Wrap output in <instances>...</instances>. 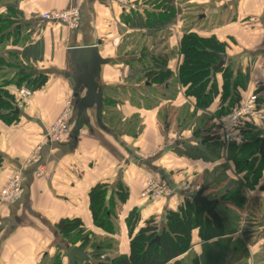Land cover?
<instances>
[{"label": "crops", "instance_id": "obj_1", "mask_svg": "<svg viewBox=\"0 0 264 264\" xmlns=\"http://www.w3.org/2000/svg\"><path fill=\"white\" fill-rule=\"evenodd\" d=\"M129 1L136 4L135 10L122 11L115 0H0V16L10 17L15 31L11 36L12 45L3 48L5 45L0 44V56L10 63V68L0 70V75H5L2 82L6 78L18 79V73L30 76L28 80L39 75L47 79L44 87L33 92L28 105L19 110L16 120L10 124L0 121V186L15 172H20L23 179L20 199L11 206L0 207V264H55L56 259L68 264L65 261L68 237L73 234L68 221H78L79 228L90 233L91 238L109 236L114 239L112 254L115 257L129 256L126 220L131 213L136 216L132 235L150 219L160 231L165 227V214L177 212L202 187H207L203 197L215 203L214 210L221 219L224 235L202 241L198 230H192L190 248L177 260L181 264H264L260 256L264 242V193L260 190L263 174L253 190L247 187L243 190L244 200L236 194L230 198L228 195L210 197L209 193L215 189L212 190L209 182L203 184L205 176H212L210 181L215 176L210 169L212 162L209 164L205 159L206 150L214 145L219 154L216 158L228 163L232 173L239 176L241 186L244 184L243 173H236L234 164L227 161L226 151L215 133L214 139L207 141L202 138L204 131L193 129L202 115H207L209 127L216 128L219 118L215 113L219 109L220 96L208 108L199 110L195 108V100L186 96L185 88L178 83L175 98H169L166 92L182 62L179 44L185 33L212 37L224 45L227 64L240 68L247 78L246 88L238 89L240 101L251 91L253 81L264 80V0L168 1L174 15L169 28H175L176 32L169 45L175 47V58L172 60L165 54L173 77L164 85H147L144 80L135 85L120 80L125 78V69L128 70L123 64H128L127 52L130 51L126 47L123 57L117 54L122 42L131 43L139 32L143 36L149 28L145 15L156 16L161 12L158 3L155 7L150 5L151 0ZM160 2L165 5L167 1ZM183 5L195 13L189 18L191 28L186 32L181 29L187 21L181 17ZM69 7H77L80 11L76 30L40 19L41 14ZM199 10L202 13L198 15ZM135 20H141V25L147 29L144 26L135 29ZM166 25L162 28L166 29ZM23 39L28 42L22 44ZM97 42L103 58L119 57L108 69L103 67L101 73V83L107 87L102 120L110 133L94 127L93 132L84 129L72 140L69 133L74 123L73 115L67 138L42 149L40 161L45 174L36 176L37 166L26 165L25 161L41 134L59 115L63 104L72 100L71 89L63 78V73L68 71L66 49ZM159 54L157 44L151 51L131 58L138 57L141 61ZM36 63L39 67H34ZM34 71L36 75H32ZM215 80L220 92V73L215 75ZM11 84L5 89L16 100L18 86ZM154 93L160 95L159 99ZM114 123H120L122 130L114 128ZM148 177L163 180L170 195L156 202L140 199ZM97 184L107 185L111 194L117 185L125 192L123 202L112 195L109 217L114 224L113 233L95 227L92 221L88 194ZM184 185H189V189L184 190ZM251 198L255 203L249 209ZM61 221L65 223L63 230L57 228ZM244 224L253 226L250 228L257 233L256 238L253 236L254 243L246 237L242 239L240 228ZM232 241L238 242L240 247L231 246Z\"/></svg>", "mask_w": 264, "mask_h": 264}, {"label": "trees", "instance_id": "obj_2", "mask_svg": "<svg viewBox=\"0 0 264 264\" xmlns=\"http://www.w3.org/2000/svg\"><path fill=\"white\" fill-rule=\"evenodd\" d=\"M163 3H158L157 7L161 6L158 8L161 12L156 16H153L154 14L145 15L146 22H148L146 24L153 25L152 18L164 23L166 18L173 17L170 13L171 10H167L166 4ZM9 19L10 17L0 16V43L8 40L15 33L13 23ZM214 52H224V45L215 38H202L194 33H185L179 44L182 62L177 69L176 78L177 83L185 88V95L195 100L196 109L205 110L217 96H220L219 109L215 113V116L220 118L227 115L239 103L238 89L246 88L247 78L242 74L240 68L235 69L231 63H226L220 70L212 71V66L218 62ZM150 59V68L143 73L144 83L147 85L166 84L173 77L172 71L168 69V57L158 55L152 56ZM4 61L0 56V70L10 68V65ZM218 73L222 78L220 92L215 80V75ZM27 76L18 73L17 81H14L13 77L0 84V121L10 124L11 121L18 118V114H12V111L17 108L16 103L5 88L10 83L21 86V79ZM45 82V79L36 77L33 80L30 79L29 85H31V89L35 85V89L38 90ZM246 132V141L239 146L230 145L226 149V158L227 161L234 164L236 173H243L244 184L249 188L256 186L261 178V172L264 169V146L260 149V138L256 133H251V129H247ZM256 165H258V175H255ZM260 190L264 193V182ZM108 191L107 185L97 184L90 189L88 199L93 224L110 233L112 222L109 215L112 210V195H117L118 200L123 202L125 192L120 185H117L116 190L108 199L106 195ZM214 206L215 203L201 209L197 204L186 200L177 212L169 211L165 214V227L160 231L150 219L146 222L145 227L139 229L134 235L132 234L136 216L131 213L126 220L130 238L129 256H119L112 260L103 257L96 245H92L91 249L88 247L91 245V234L80 229L78 221H68L71 223V231L73 230L71 243H78V248L82 250L89 248L92 251L88 255L89 262L75 259L74 264H181L177 258L190 248L192 230H198V236L202 241L224 235L221 219L215 212ZM55 264L63 263L56 259Z\"/></svg>", "mask_w": 264, "mask_h": 264}, {"label": "rangeland", "instance_id": "obj_3", "mask_svg": "<svg viewBox=\"0 0 264 264\" xmlns=\"http://www.w3.org/2000/svg\"><path fill=\"white\" fill-rule=\"evenodd\" d=\"M165 1H167L165 3L166 4V9L167 10H171L170 13H171L172 16H174L173 13H172V7L169 6V4H168V1L170 2L172 0H165ZM178 1H183L184 2L185 0H178ZM157 3H159V0H151L150 1V5L152 7H155L157 5ZM134 5H136V4L134 3ZM182 7H183L182 8L183 11H182V16L181 17L182 18H186L187 21L184 22L185 25L182 24L181 29H182L183 32H186L187 30H189L191 28V23L189 24V18L191 17V15H195V13L192 14L190 12V10H188V7L187 6H184L183 5ZM61 11L62 10H60V11H51V12L58 13V12H61ZM199 11H198L199 12L198 15L200 13H202L201 10H199ZM172 18L173 17H169V19L166 18V20H165L164 23L155 21V18H152L151 20H152L153 25L150 26V25L146 24V27L149 26L148 29L144 25H141V20H135L133 22L134 23V26H135V29H140L142 26H144L147 30L143 34V36L145 35V37H143L142 35H140V32H139L137 34V36H135L133 38V41L131 43H130V41L127 42V43L122 42V44H121V50L117 54L120 57H123L124 51H125V48L126 47L127 48L129 47V50L130 51L127 52V56L129 57L128 64L127 65L123 64L124 66H128V70L125 69L126 70V75H125V78H120L121 82L127 83V84H135V85L136 84L143 83L142 82V80H143V73L145 72L146 69L150 68V64H151V61H150L151 59L150 58L151 57L147 56L144 59H142L141 61L139 60L140 62L138 61V57H135V59H133L131 57H132V55H137L138 56L139 53H143V52L144 53H147V52L151 51V48L153 46H155V45L157 46V44H158V51L160 53L159 55L166 56L165 54H167L170 59L174 60V58H175V51H174L175 50V47H171L169 45L170 44L169 43V40L174 39V36L176 35L175 28H169V26L171 24V21L170 20ZM146 23H148V22H146ZM164 24H167L166 25V27H167L166 29H163L162 28L164 26ZM159 28L160 29L162 28V30H160V31L159 30H156V29H159ZM178 29H180V27ZM153 30H156L155 33H150ZM146 34L147 35L150 34L148 38L146 37ZM27 42L28 41H26V39H23L22 40V44L27 43ZM0 44L5 45V46H2L3 48H5L6 46L8 47L9 45H12L13 44V39L10 37V40L8 39V40H6V41H4V42H2ZM23 47H24V45H23ZM224 52H225V49H224ZM106 55H108V54H106ZM118 58L119 57L112 58V59H114L115 62H118V60H119ZM3 60H5L4 62H7L8 61L6 59H3ZM9 60L10 61H13L14 59L13 58H9ZM23 62H24V59H23ZM115 62L113 64H115ZM110 66L111 65L105 66V67L108 69ZM34 67H39V63L34 64ZM27 68H29V67H27ZM4 77H5L4 74H1L0 75V83H2V80L1 79L4 78ZM27 77L26 78L23 77L21 79L22 80L21 86H18V89H16V93H17L16 100H17L18 104H22L23 107H26L28 105V102L31 100V98L33 96V92L37 90V89H35V87H36L35 85H33L32 89H31V85H29V81L30 80H28L30 76H27ZM37 78H43V79H45V81H47L46 77H43V76H40V75ZM6 80H7V78H6ZM15 80L17 81V78H14V81ZM19 80H20V78H19ZM259 81H264V80L263 79H260ZM176 83H177V78H173V80L171 81V84L169 85L170 86L169 87L170 89L166 90L169 98H171V99L175 98V96L177 94V92H176L177 91V89H176ZM16 85L14 83L11 84V86H16ZM42 87H44V86H42ZM22 89H25V90H28V91L31 92V95H30L29 98H27V99L26 98H24V99L23 98H20V96H22V95L19 93V91H21ZM5 90H6V92L9 95L11 94L9 91H7V89H5ZM148 94H150V92H148ZM141 96L143 97L144 94H141ZM145 96L149 97L148 95H145ZM155 97H156V99H159L158 97H160V95H156L155 94ZM12 98H13V101L16 102L14 96H12ZM66 103H67V101L63 104L62 110L65 108ZM165 108L168 109L170 107H165ZM161 111L164 112L165 110L162 109ZM206 116L205 115H202V116L198 117V120L196 121V123H194V128L193 129L194 130L195 129H201V131H204L205 134L204 133L202 134V138H204L205 140L209 141L212 138L214 139L213 135L215 133V129H214V127H209L207 125L208 123H210V121H209L208 117H206ZM55 120L50 124V126L55 122ZM107 123L110 125L109 121H107ZM113 127L116 128L117 130L119 128H120L119 129L120 131L122 130V125H120V123H118V124L114 123ZM132 131H133V133H136V130L135 129H133ZM130 133H131V131H130ZM262 134H264V132H262ZM39 139H40V137H39ZM219 144H220V142H219ZM35 145H36V143L34 144V146ZM218 155L219 154L217 152V147L215 145L214 146H211L209 149H207L206 150V153H205V159H206V161H209V164H211L210 162H212V164H213L212 167H210V169L212 168V170H213L211 173L213 175H215L214 178H212V181L209 180V179H211L212 176L211 177L210 176H205V178L203 179L204 180L203 184H206L207 182H209L212 190L215 189L212 193H209V196L210 197H214V198H220L223 195H228L227 198H230V195H233V194L235 195L236 194L238 196H241L242 199L244 200V196L241 193L246 188L245 184H243V186H241V184H240V182L238 180V177L239 176L237 177V174L232 173V169L230 168V166H228V163H225V162L222 163L221 162V159L216 158ZM257 167H258V165H256V168H255V175H258ZM43 174H45V169H44ZM262 174L264 176V169L261 172V175ZM3 185H1L0 188ZM254 187L251 186L248 189L251 188L253 190ZM254 194L255 193L251 194L252 197L254 196ZM106 195H107V198H108L111 195V193L108 191ZM254 203H255L254 198H251L250 199V202H249V205L250 206H248L247 208L251 209L254 206ZM256 204H259V203L257 202ZM262 204H263V207H264V203H262ZM2 206H7V205L0 204V207H2ZM111 207H113L112 202H111ZM263 212H264V208H263ZM113 225H112V231H111L112 233L114 231V226ZM247 225L244 224V227L242 225V227L240 228V235L242 236V239H245V237H246V239L252 240L251 243H254V239L258 235H256L257 233L254 232L255 230L253 231V229L250 228V227H253V226H247ZM228 229L231 230L230 227ZM76 230H77V228L75 229V231ZM244 230H245L246 233H244ZM253 236H255V238H253ZM72 237H73V235H71L70 238H69V248H67L68 250L70 248H72V247H79V245H76L75 242L71 243V238ZM96 238L97 237L90 238V241H94L95 245L99 247L98 248L99 251L101 253H104L105 256H103V257H105L106 259H109V260H112L113 258H115V255L112 254V251L115 248L114 239H111L109 236H103V238H98V239H96ZM263 243H262V246H261L263 250L260 252V256L261 257L263 256V260H264V244ZM231 246H235V247L238 248V246L240 247V244L238 242H236V241L235 242L232 241ZM88 247H90V249H91V245H89ZM90 249H84V251L85 252H88V254H89L90 252H92ZM65 261H67V260H65Z\"/></svg>", "mask_w": 264, "mask_h": 264}, {"label": "built area", "instance_id": "obj_4", "mask_svg": "<svg viewBox=\"0 0 264 264\" xmlns=\"http://www.w3.org/2000/svg\"><path fill=\"white\" fill-rule=\"evenodd\" d=\"M122 11L135 10L134 3L128 0H115ZM80 11L77 7H69L61 12H49L40 15V19L48 22H55L64 25L69 30H76L79 27ZM20 98H29L31 92L25 89L19 91ZM18 109L23 108L18 104ZM73 111L71 101H67L65 108L60 112L55 122L41 134L36 145L32 147L26 164L37 166L36 176L43 175L44 167L40 161L42 149L51 144H59L67 138L71 128ZM247 129L257 134L258 138H263L264 134V81H253L251 91L230 112L219 118L215 128V137L223 146L224 150L230 146L242 145L245 140ZM184 190L189 189V185L183 186ZM23 190V179L20 172L13 173L10 178L0 188V204L11 206L21 197ZM171 191L168 185L159 178L148 177L143 184L139 194L140 199L148 202L160 201L167 198Z\"/></svg>", "mask_w": 264, "mask_h": 264}, {"label": "water", "instance_id": "obj_5", "mask_svg": "<svg viewBox=\"0 0 264 264\" xmlns=\"http://www.w3.org/2000/svg\"><path fill=\"white\" fill-rule=\"evenodd\" d=\"M100 43L91 46L69 47L66 49L68 71L63 73V78L67 81L71 89V107L74 115V123L70 130L69 137L75 140L80 132L86 129L93 132L94 127L110 133L103 123L104 91L107 87L101 83L102 68L112 65L115 60L103 58L99 53ZM218 62L212 66V71L220 70L227 63V55L215 53ZM34 71L32 75H36ZM12 114H19V109L15 108ZM264 146V137L260 138V149ZM207 187L200 188L191 198L193 204H197L201 209L211 206L212 201L203 197ZM65 223L61 221L58 229L63 230ZM79 258L89 262L88 253L78 247L70 248L66 253L68 264H74Z\"/></svg>", "mask_w": 264, "mask_h": 264}]
</instances>
